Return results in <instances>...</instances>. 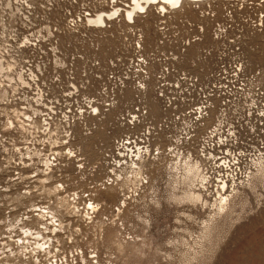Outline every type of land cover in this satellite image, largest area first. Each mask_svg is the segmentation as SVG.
<instances>
[{
	"label": "built area",
	"instance_id": "1",
	"mask_svg": "<svg viewBox=\"0 0 264 264\" xmlns=\"http://www.w3.org/2000/svg\"><path fill=\"white\" fill-rule=\"evenodd\" d=\"M157 6L0 0V264H67L61 232L109 189L148 212L188 180L222 194L263 161L264 0Z\"/></svg>",
	"mask_w": 264,
	"mask_h": 264
},
{
	"label": "rangeland",
	"instance_id": "2",
	"mask_svg": "<svg viewBox=\"0 0 264 264\" xmlns=\"http://www.w3.org/2000/svg\"><path fill=\"white\" fill-rule=\"evenodd\" d=\"M83 148L94 161L91 142ZM244 169L249 172L245 182L231 190L199 193L201 203L193 204L177 195L158 196L148 212L146 199L122 205L113 189L103 192L95 201L94 218L77 231L69 227L61 232L72 239L63 247L67 264H264V159ZM188 182L183 193L190 188ZM173 186L156 187L166 194ZM226 195L221 204L220 197Z\"/></svg>",
	"mask_w": 264,
	"mask_h": 264
},
{
	"label": "bare ground",
	"instance_id": "3",
	"mask_svg": "<svg viewBox=\"0 0 264 264\" xmlns=\"http://www.w3.org/2000/svg\"><path fill=\"white\" fill-rule=\"evenodd\" d=\"M201 1H203V0H131V3H132V12H127V17H130L131 16V14L134 12H138V11H144L145 10V6H149V5H153V4H157L158 6H157V9L159 8V9H161V10H163L164 8H165V5L166 6H171V7H175V6H177V5H179V4H181V3H189V2H198V4L201 2ZM154 6H156V5H154ZM96 19H95V22L96 23H101L102 21H100V19H101V16H99V15H97L96 17H95ZM102 20V19H101ZM49 151V153H50V149L48 150ZM33 155H36V152H35V150H34V152H32V154H27V156H29L30 157V161H32V156ZM48 160H49V157H44L42 160H39V161H37V163L39 162V163H41V164H43L44 166H46V167H48L49 166V162H48ZM29 161V160H28ZM29 161V163H31ZM22 164H24V163H22ZM36 165V164H35ZM35 172H36V170H35ZM38 173H40V175H42V177H47L46 176V174L44 173V171H38ZM19 175H21V173L19 174ZM48 179H50V172L48 173V178H47V180ZM189 181V180H188ZM245 182V181H244ZM242 183H243V181L242 182H240L239 184H236L235 185V187H237L238 185H242ZM188 184L190 185V187L191 186H193V180H190L189 182H188ZM231 187H233V186H231ZM229 190H231V188L229 189ZM228 190V191H229ZM229 195H226L224 198H222V197H220L221 199L219 200V202L221 203V204H223L226 200H227V197H228ZM177 198L179 199V200H181V201H186V202H189V203H194V202H200L201 200H200V194L199 193H195L194 191H193V189L191 188H189V190L187 191V192H184V193H182L180 196H177ZM97 200H99V198H97V199H95V201H97ZM201 203V202H200ZM89 205H91V207H89ZM92 206H94V205H92V204H90L89 202H88V204H87V209H91L92 210ZM219 206V205H218ZM123 206L121 205V208H122ZM33 210H28L27 212H32ZM66 214V213H65ZM70 216V215H69ZM69 216H65V217H69ZM85 216V215H84ZM86 216H87V218H88V212L86 213ZM79 217V219L83 222V217L80 215V216H78ZM64 221H68L65 225H69V224H75L77 221H73V220H71V219H66V220H64ZM86 223H88V221L86 222ZM58 224L60 225V223L58 222ZM64 225V226H65ZM46 226V225H45ZM91 229V228H90ZM74 230H76V229H74ZM45 233H47V231L45 232ZM68 233H70V232H68ZM67 233V234H68ZM77 236H75L74 235V238H73V242L74 243H76V241H77V239H75ZM54 239H56L55 240V242H59V240H58V238H54ZM68 240H71L72 241V239H71V237L70 236H68ZM70 241V242H71ZM49 242H51L50 241V239H49ZM78 242V241H77ZM94 243V242H93ZM96 243V242H95ZM42 245L43 244H38V247L39 248H41V249H43V247H42ZM60 245H58V244H50V251H49V249L48 250H46V251H44L45 249H43V251L46 253V256L47 257H50V258H55V251L54 250H56L57 249V247H59ZM65 246L68 248L69 246L68 245H66L65 244ZM49 246H47L46 248H48ZM95 248V247H94ZM92 249V248H91ZM22 253H24L25 251L24 250H22L21 251ZM57 252H59V251H57ZM27 253V252H26ZM60 253H62V252H60ZM28 254H30L29 253V251H28ZM33 254H31L30 256H32ZM50 264H51V260H50Z\"/></svg>",
	"mask_w": 264,
	"mask_h": 264
},
{
	"label": "snow or ice",
	"instance_id": "4",
	"mask_svg": "<svg viewBox=\"0 0 264 264\" xmlns=\"http://www.w3.org/2000/svg\"><path fill=\"white\" fill-rule=\"evenodd\" d=\"M89 207H91V205H89Z\"/></svg>",
	"mask_w": 264,
	"mask_h": 264
}]
</instances>
